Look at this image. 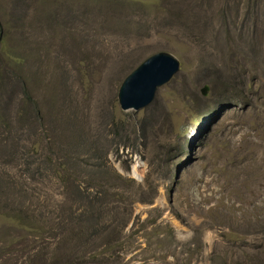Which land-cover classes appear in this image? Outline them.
I'll return each instance as SVG.
<instances>
[{
  "label": "rangeland",
  "instance_id": "obj_1",
  "mask_svg": "<svg viewBox=\"0 0 264 264\" xmlns=\"http://www.w3.org/2000/svg\"><path fill=\"white\" fill-rule=\"evenodd\" d=\"M263 12L264 0H0V264H256ZM157 51L178 71L121 110V81Z\"/></svg>",
  "mask_w": 264,
  "mask_h": 264
},
{
  "label": "water",
  "instance_id": "obj_2",
  "mask_svg": "<svg viewBox=\"0 0 264 264\" xmlns=\"http://www.w3.org/2000/svg\"><path fill=\"white\" fill-rule=\"evenodd\" d=\"M178 69V59L166 51L148 55L121 81L117 91L120 109L138 110L149 104L157 88L166 83Z\"/></svg>",
  "mask_w": 264,
  "mask_h": 264
},
{
  "label": "trees",
  "instance_id": "obj_3",
  "mask_svg": "<svg viewBox=\"0 0 264 264\" xmlns=\"http://www.w3.org/2000/svg\"><path fill=\"white\" fill-rule=\"evenodd\" d=\"M248 4H255L257 2V0H247ZM245 15H249V11H246ZM262 17H264V12L262 14ZM263 33H264V27H263ZM31 99V97H29ZM33 114L35 115V118H40V111L39 109H35L33 110ZM8 126H11V122L10 121H6ZM101 175H108L110 174L109 170L107 168H104V170H99ZM76 190L78 193H80L81 195L84 194L86 189H82V187H80L79 185L76 187ZM21 212L15 213L14 214V218L18 219L20 222H23L25 220V218H21ZM7 215V214H6ZM8 216V215H7ZM115 251V249L113 250ZM261 255V256H260ZM251 262H254L256 264H264V245L262 247V249L260 250L259 253H256L254 256L251 257Z\"/></svg>",
  "mask_w": 264,
  "mask_h": 264
},
{
  "label": "built area",
  "instance_id": "obj_4",
  "mask_svg": "<svg viewBox=\"0 0 264 264\" xmlns=\"http://www.w3.org/2000/svg\"><path fill=\"white\" fill-rule=\"evenodd\" d=\"M126 156V155H124ZM128 159L130 160V170L129 173H131V176L137 180H142V172L145 168V163L138 151L136 152H130L127 155Z\"/></svg>",
  "mask_w": 264,
  "mask_h": 264
}]
</instances>
